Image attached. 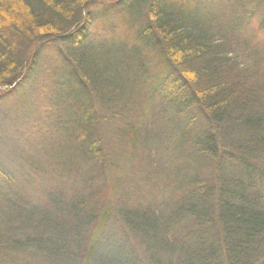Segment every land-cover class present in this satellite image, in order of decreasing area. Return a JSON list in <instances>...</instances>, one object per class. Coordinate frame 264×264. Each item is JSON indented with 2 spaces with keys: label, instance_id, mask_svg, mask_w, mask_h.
<instances>
[{
  "label": "trees",
  "instance_id": "16d2710c",
  "mask_svg": "<svg viewBox=\"0 0 264 264\" xmlns=\"http://www.w3.org/2000/svg\"><path fill=\"white\" fill-rule=\"evenodd\" d=\"M87 4L0 0V213L13 219L0 221V264H21L14 248L23 264H264V0H111L103 11L125 12L126 34L97 43ZM51 42L64 62L46 85L54 110L42 134L30 128L37 104H20L26 120L10 109L18 87H4ZM164 102L182 109L158 125L186 146L189 160L173 164L185 180L172 183L169 169V193L142 203L151 144L125 134ZM197 106L203 131L217 134L195 140L178 125L174 116Z\"/></svg>",
  "mask_w": 264,
  "mask_h": 264
},
{
  "label": "rangeland",
  "instance_id": "374dc122",
  "mask_svg": "<svg viewBox=\"0 0 264 264\" xmlns=\"http://www.w3.org/2000/svg\"><path fill=\"white\" fill-rule=\"evenodd\" d=\"M87 1L88 4L86 8H88L91 11V21L90 24L87 26L88 27L87 36L89 40L95 41L97 43L98 40H107V39L109 40L110 38L114 39L117 37V35L121 37L125 36L126 34L125 26H127V24L124 23H128V17L126 16L125 12H119L116 10L114 11V13L108 12L105 14L103 9L109 5L111 0H87ZM215 1L218 2V0ZM137 23L138 22H136V24ZM134 26L137 27L138 25H134ZM135 30H136L135 28H133V30H130V35L132 38H133V32ZM256 36L260 39H264V32L258 30L255 33V37ZM100 43H104V42H100ZM260 48L262 49V53L264 55V42L261 43ZM158 56L159 55H157V51H155L152 48H146L141 53V57L147 63L149 69L157 70L159 67L162 66L160 64V58H158ZM114 57H116V55H114ZM61 62L64 61L61 59V56L59 55L58 51L54 50L53 42H51L48 45H46V48L41 50V52L38 55L33 51L32 55L30 54L29 65L28 66L26 65L24 67L23 73L19 78H17L14 81L13 86L4 87V88L18 87V91L12 93L9 99V101H12V103L10 104V109H15V110L18 109V114L22 117H25L26 120L30 121L27 115V106L31 105L30 101L37 104L34 111V113H36L35 115L37 116H35L36 119L32 121L30 128L33 127L34 125H37V132L42 134L43 131L47 129L46 126L47 123L44 121L41 122V117L46 119L43 114L53 112L54 110L51 102H49L48 100L49 89H47L46 85L51 83L53 77L54 79L57 78L61 70ZM128 62H129L128 60L124 61L125 64H127ZM166 69L167 68L164 65L163 70L166 71ZM207 92L210 91L208 90ZM22 97L25 98V100H20L22 99ZM23 101L26 103L27 106L26 105L20 106V104ZM179 105L181 106V104ZM96 107L100 109L103 115H105L104 110L101 108V106H99V104H97ZM177 108L178 109L175 108L174 104H165L164 102L162 103L161 106L157 108V110L160 112L158 111L154 112L153 115H151L152 118H150L145 124H143V120L140 121L137 117H134L133 121L136 124L134 125V127H132V125H129V128H127V132L125 134L126 136L130 135L131 132H134L135 135L136 132H138V135L145 134L147 136L146 137L147 139L142 141L145 144L147 143L151 144V148L148 153V157L150 159V163H149L150 168L148 171L144 170V172L141 173L142 178L147 179L145 185H146V191H148L146 192L148 194L146 195V197H144L145 200L142 203L147 201L148 196L151 195V191H156L157 193L156 197L154 198L156 202H159V199H161L163 196H166L169 193L170 191L169 188L171 185L169 180L170 174L166 175L169 169L173 175L172 183L177 184L180 181L185 180L183 173H181L180 176V173H177L175 168H173V164L178 163V160L181 162L183 161L187 162L189 160V157H184V156L179 157L180 152L186 146L184 144L181 145V147L178 146V144L176 143L177 137L174 128L168 125L167 127H163L162 129H160L158 125L159 121L162 119L163 116L167 115L173 118V115L176 111L182 110L178 106ZM19 111L21 112L19 113ZM2 114H3V110L0 111V122H2V116H1ZM197 114L199 115L198 117ZM109 115L112 117L109 120V122H111L114 116H112V114L110 113ZM174 119L176 120L178 125H180L182 128L183 126H185L184 132H187V134H190V136L197 133V135L194 137L195 140H197L198 137L200 139L204 138L206 134L209 133L217 134L218 129L220 128L219 127L218 129H216L215 127H213L209 132L203 131L204 126L209 124V121L207 120V114L203 110L202 106L190 108L189 110H184L182 112L180 111L174 116ZM116 121H120V119L116 118L114 122ZM172 122L173 121H171V123ZM220 126L222 129L225 128L224 125L220 124ZM30 128L28 129L27 126L21 127L20 131L17 134V136L19 137V143L27 144L28 138H32L31 134H29ZM224 131L225 130H222V132ZM126 141L127 138L124 139L123 145H126L125 144ZM192 148L195 149V147ZM3 156H4V152H0V158H2ZM77 156L78 155H76L75 158H78ZM128 175L129 173L127 170L122 172L119 180H122V178L125 179ZM34 177H36L35 173H34ZM61 181L66 187L65 179ZM136 200L137 199L133 200V205L137 204L138 201ZM15 249L16 248H14L13 255L15 257L22 259L20 262L21 264H23V259L26 258L25 257L26 254L19 252L18 249L17 250ZM32 249L33 248H31L29 251H31ZM33 262L36 261L33 260Z\"/></svg>",
  "mask_w": 264,
  "mask_h": 264
},
{
  "label": "bare ground",
  "instance_id": "6f19581e",
  "mask_svg": "<svg viewBox=\"0 0 264 264\" xmlns=\"http://www.w3.org/2000/svg\"><path fill=\"white\" fill-rule=\"evenodd\" d=\"M11 212L12 211L9 209H6L5 211L1 212L0 213V221L7 224V225H8V223L13 224V219L10 217ZM23 218H25V217H21L20 219L23 221Z\"/></svg>",
  "mask_w": 264,
  "mask_h": 264
}]
</instances>
